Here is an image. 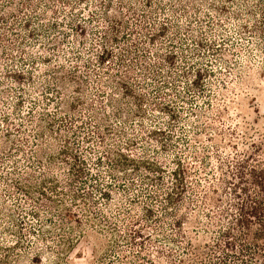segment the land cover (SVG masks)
Returning <instances> with one entry per match:
<instances>
[{
	"label": "rangeland",
	"instance_id": "1",
	"mask_svg": "<svg viewBox=\"0 0 264 264\" xmlns=\"http://www.w3.org/2000/svg\"><path fill=\"white\" fill-rule=\"evenodd\" d=\"M11 1L0 5V26L3 17L10 24L4 30L7 40L0 39V261L8 252L9 264H171L167 255L172 249L173 258L185 252L186 264L261 262L256 247L240 252L248 240L236 223V204L246 199L242 188L258 199L264 196L248 173L243 180L239 172L240 163L244 172L264 166V0H33L37 7L31 10L21 8L20 0ZM114 19H122L129 29L119 28L117 39L109 41ZM161 24L167 27L162 32ZM105 47L111 56L102 63L99 55ZM68 75L82 81L84 96L75 87L64 94L59 81ZM240 76L250 80L249 86L239 82ZM123 81L143 97L142 116L120 87L110 86ZM73 97L85 103L75 112L74 132L67 130L72 120L61 107V101L71 103ZM89 109L125 134L115 132L99 142ZM123 112L127 115L122 119ZM51 119L69 139L78 134L76 149L90 175L72 179L69 165L59 159L60 169L47 172L30 150L22 154L1 147L10 140L19 144L16 139L28 134L34 146L39 125ZM107 149L145 162L119 172L107 165L115 157L109 151L102 154ZM98 157L103 164L96 163ZM179 161L188 186L173 206L169 195L177 196V189L172 172ZM43 172L57 178L61 190L85 194L95 213L83 209L84 199L75 206L68 195L64 204L79 222L74 216L61 219L55 210L37 207L35 200L44 197L33 192L30 199L14 186L19 180L39 187ZM96 186L110 196L102 197ZM205 193L217 198L221 208L205 205ZM36 207L41 216L33 217L29 212ZM148 208L155 218L151 221ZM128 213L135 224L125 220ZM104 217L114 226L112 232L99 222ZM184 217H189L183 225L188 240L175 225ZM252 220L253 229L261 231L259 218ZM41 229L49 232L46 239ZM84 230L102 232L107 246L88 238L69 247L60 243ZM135 231L142 236L132 242Z\"/></svg>",
	"mask_w": 264,
	"mask_h": 264
},
{
	"label": "trees",
	"instance_id": "2",
	"mask_svg": "<svg viewBox=\"0 0 264 264\" xmlns=\"http://www.w3.org/2000/svg\"><path fill=\"white\" fill-rule=\"evenodd\" d=\"M4 1L6 2H11V4H13V1L11 0H0V5H2L1 3H3ZM21 1V8H25V9H35L37 7V4L35 1L33 0H20ZM59 1V0H56ZM83 2L84 0H78ZM63 2H67L66 0ZM69 3V1H68ZM4 5V4H3ZM9 8H13V9H17L14 5H9ZM21 8L18 9V11L21 10ZM113 8V7H112ZM6 10H8V8H6ZM53 11V9H51ZM5 11V10H4ZM54 12H56L54 10ZM262 13H263V19L261 20L262 25L264 27V9H262ZM1 21L3 22L2 25L0 26V39L1 40H7V31H4L5 29H8V27L10 26V24L8 25L5 21H4V17L1 18ZM113 25H112V30H114V35H112L109 38V41H114L117 39L116 34L119 31V28H128L127 24H125V22L122 19H114L112 20ZM24 25H27V20L25 21ZM8 26V27H7ZM119 26V27H118ZM167 27L164 24H161L160 27V32H162L163 30H165ZM244 28V26H243ZM153 36V35H152ZM152 36L149 37V39H152ZM20 50H23V48H21ZM111 56V51L109 49H107L106 47L103 48L101 54L99 55V59L102 63H104L107 58ZM168 59L170 60V62L173 59V55H169ZM196 77L201 78L202 74L200 71H198L196 73ZM58 79V78H57ZM239 82L241 84H245L246 86H249V82L250 80L245 79L243 76L239 77ZM60 87L63 88L64 90V94L67 93V91L71 88V87H75L74 91L78 92L81 96H84L86 91L83 87L82 81L76 79L73 75H68V76H61L60 77ZM111 88L117 89L120 87V89L123 90V92L127 95L126 98H130L135 106L137 107V112H138V116H142L143 114V97L141 95H139L138 93H136L135 91H132V89L123 81V82H118L116 85L111 84L110 85ZM74 98V97H73ZM62 106L61 107H66L67 108V113H69V116L72 120H70L71 124L70 127H67V130L69 131V129H73L74 127H76L77 125L75 123H73L74 120L77 121L75 112L76 110L80 107V106H84V102L80 100L79 97L74 98V102H67L66 99H64L63 101H61ZM112 108H118L116 107V105L112 102ZM162 109H166L169 110L170 107H167V105H163ZM91 113V117L95 119V123L97 125H95L96 130H98L97 132V137L99 138V142H103L105 143V141L111 136L112 133L117 132L120 136H123L125 133L121 130L115 131L116 129H114L113 127L109 126L108 123V119L101 117L100 115H98V113H93L92 109H89ZM118 110V109H117ZM169 116L174 117V113H168ZM127 113L123 112L121 118L123 119L124 117H126ZM5 120H9V118H5ZM46 121V124H40L38 127V131L36 133V140L37 143H35V147L33 146L32 140L27 136L22 137L21 139H16L17 141L19 140V144L18 142L14 141V140H10V141H6L4 143L1 144V147L3 149H10L13 148V150H17L18 152L22 153V154H27V152L30 150V156L32 158H37V162L39 163L38 165L40 167H42V169H44V171L50 172V171H56L60 169V165L57 163V159L60 160L61 164L66 163L69 165L70 167V174L72 175V179L76 178H83L86 177L88 175H90V171H88V169H86V160L83 159L77 152L76 146L79 145V143H77L78 141H76V136L78 135L76 132L74 133L76 136L74 137L73 140L69 139L68 137H66V135L61 133L62 128H59L60 125H56L55 126V119H51L50 121ZM36 121H34V119H30V123L31 124H35ZM94 127V126H93ZM57 128V129H56ZM59 128V130H58ZM23 130V131H22ZM18 131H22L23 133L27 134L26 129H18ZM75 130L73 129V132ZM92 135L89 133L87 134V136L85 137V139H89L91 138ZM133 142V141H131ZM130 145V143H129ZM108 151L110 153H112L113 155H115L114 159H109L106 163L107 165H112L113 168H117V170L119 172H123L126 170V168H128V166H131L133 170H136L139 166L140 163H144L145 161H137L134 158H131L130 156L126 155L125 153H123L122 151H120V149L114 150V149H107V151H103L102 154H104L106 156V154H108ZM57 154L59 156H57ZM43 157H45V160H43ZM30 158V160L32 159ZM70 159V161H69ZM32 163H34V161H31ZM96 163H100L103 164L104 161L102 160V157H98L97 158V162ZM27 166H30L29 163L26 164ZM143 166H147V165H143ZM14 167L16 169H18V165H14ZM152 166H149L148 168H152ZM239 172L241 174V179L245 180L247 179L246 174L248 173L249 176H251V180L252 183L255 184L258 189L264 193V166L263 167H256V166H252L249 168L248 172H244L242 171L241 168L244 167V165L242 163H240L239 165ZM155 170V169H154ZM157 171V170H156ZM47 174V173H46ZM46 174L43 172V177L42 179L38 182L39 187L35 186L34 183H23L22 181L20 182L19 180H15L14 181V186L23 191L24 194L26 196H28L30 199H32L30 196L32 195L33 192H36L37 194L40 195V197H44L45 201H37L35 200V203H38L37 207H43L46 210H50V211H56L57 215L61 218H70L72 219L74 216V220H76L77 222H79L77 220V216L75 217V213L73 211L72 208L67 207L64 202L67 198L68 195L71 196V202L75 204V206L77 205L76 200L81 199L83 200V209L86 211H89L91 214L95 213V211H93V209L91 208V203L89 201V198H87L85 196V194H81L79 191H72V190H66L60 189V184H62L57 178H51L46 176ZM173 178L176 180L175 186H176V193L177 196H174L172 194L169 195V203L172 204L174 206V204H178L176 200H178V195H180V193L182 192V190L184 189V187H187L188 185L185 184L186 182V174H185V169L182 165V163L179 161L178 162V167L177 169H175L172 172ZM97 178H99V174L96 175ZM93 177V176H92ZM151 179V178H150ZM152 180V179H151ZM158 180V179H157ZM227 181V180H226ZM108 186V185H107ZM63 187V186H61ZM36 188V189H35ZM96 189L100 192L101 196L104 198H108L110 196V191L108 190H103L100 187L96 186ZM246 194V199H244V201L242 202H238L236 204V208H237V212L240 215V217L237 218L236 223L238 226H240V228H242V235L241 237L246 238L248 241L247 244H242L241 245V249L240 252L243 254V252H249L250 250H252V248L254 249L256 247V251L257 253L261 254L263 256V259L261 262L257 263V264H264V244H262L260 242V239L262 238V234H264V231L262 228H264V196H261L259 199L254 196V194L248 189V191H246V189L242 188ZM54 194L55 196H59L61 197L58 201L56 199H53L51 197V195ZM234 194L237 198L240 197L239 195V191L234 189ZM40 197L38 199H40ZM112 200V199H111ZM203 200L205 205H209V206H217L219 209L221 208L220 205L218 204V199L214 198L213 196H211L210 194H206L203 195ZM33 208L31 209V211L29 212V214H31L33 217L36 216H41L39 209ZM147 211V218L151 221L154 218L153 215V211L148 208L146 209ZM123 217V216H122ZM252 217H256L259 218L260 220V226H262L261 231L259 230L256 231L255 229H253V220ZM212 218V217H211ZM210 218V220H211ZM98 220V218L96 219ZM104 222L106 223H103ZM131 222V224H135L136 219H134V216H132L130 213H128L126 215V219ZM44 221H49L50 225H54L55 229H60L61 227H59L57 225V223L55 221H53L52 219L49 218H45ZM95 221V220H94ZM189 221V217H184V220L181 221H175V225H177L181 231L179 232V236L181 238H184L188 240V234L183 231V225L185 223H187ZM99 222L102 224V226H106L108 229H110V232H112L114 230V226L111 225V221H109V219H107V217H104V219H99ZM93 222L88 221V224L90 227L93 228ZM42 231V239H46V235L49 232H45L41 229ZM136 232V231H135ZM133 232L132 235H130L129 240L132 242H136V236H142L140 235V232L137 231L136 233ZM260 232H262V234L260 235ZM114 234V233H113ZM226 233H224L223 236H225ZM105 236V235H104ZM103 236V233L100 232L98 233L97 231H86L84 230L82 233L79 234V236L75 239H73V237H62V239H60V243L63 245H67L72 246L74 241L78 240L79 238H88V240L92 241L93 243H95L96 245L102 246V247H106L107 246V239L105 241ZM261 237V238H260ZM264 237V235H263ZM22 238V237H21ZM23 239V238H22ZM175 240V239H174ZM174 240H171V242H174ZM181 240V239H179ZM259 240V241H258ZM181 242V241H180ZM252 245H251V243ZM191 244V243H190ZM252 246V247H251ZM191 247V246H190ZM215 247H218V245H215ZM5 251H8L9 249L6 248H2ZM199 251V250H198ZM185 254V252H183ZM39 253H36V255ZM172 254V249H170V252L167 255V258H169L171 264H186L187 261V257L184 254H180L178 253L177 257L173 258L174 256L171 255ZM138 256V255H137ZM192 259V258H191ZM11 260V255L8 254V252H6L3 256V258L0 261V264H9Z\"/></svg>",
	"mask_w": 264,
	"mask_h": 264
}]
</instances>
